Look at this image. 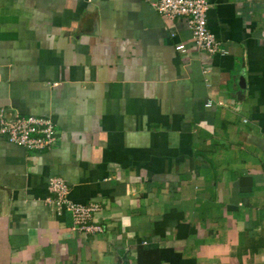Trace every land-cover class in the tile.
<instances>
[{
  "label": "crops",
  "instance_id": "crops-1",
  "mask_svg": "<svg viewBox=\"0 0 264 264\" xmlns=\"http://www.w3.org/2000/svg\"><path fill=\"white\" fill-rule=\"evenodd\" d=\"M155 1L0 0V109L57 129L0 134V264H264V0H209L226 55ZM51 176L103 231L46 203Z\"/></svg>",
  "mask_w": 264,
  "mask_h": 264
},
{
  "label": "built area",
  "instance_id": "built-area-1",
  "mask_svg": "<svg viewBox=\"0 0 264 264\" xmlns=\"http://www.w3.org/2000/svg\"><path fill=\"white\" fill-rule=\"evenodd\" d=\"M153 7L170 18H186L191 30L195 47L209 54L226 55L229 50L208 26L209 0H159L152 2ZM185 52V44L176 47ZM208 106L212 102L207 103ZM0 134L10 143L27 150L38 151L53 146L57 140V129L54 122L43 116L9 114L8 109H0ZM49 197L46 203L57 212H68L72 217V230L81 233H97L104 226L95 222L94 214L102 208L98 202H77L70 197V185L61 176L49 178ZM124 264H134L127 261Z\"/></svg>",
  "mask_w": 264,
  "mask_h": 264
},
{
  "label": "water",
  "instance_id": "water-1",
  "mask_svg": "<svg viewBox=\"0 0 264 264\" xmlns=\"http://www.w3.org/2000/svg\"><path fill=\"white\" fill-rule=\"evenodd\" d=\"M242 79H244V78H242Z\"/></svg>",
  "mask_w": 264,
  "mask_h": 264
}]
</instances>
